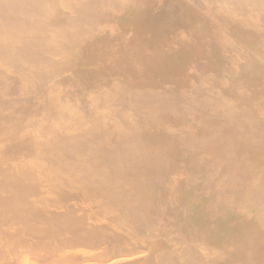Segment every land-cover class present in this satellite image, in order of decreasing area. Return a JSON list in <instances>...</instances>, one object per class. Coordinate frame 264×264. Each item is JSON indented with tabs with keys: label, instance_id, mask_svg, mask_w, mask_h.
<instances>
[{
	"label": "bare ground",
	"instance_id": "obj_1",
	"mask_svg": "<svg viewBox=\"0 0 264 264\" xmlns=\"http://www.w3.org/2000/svg\"><path fill=\"white\" fill-rule=\"evenodd\" d=\"M0 264H264V0H0Z\"/></svg>",
	"mask_w": 264,
	"mask_h": 264
}]
</instances>
